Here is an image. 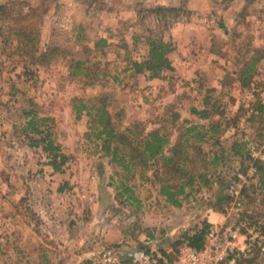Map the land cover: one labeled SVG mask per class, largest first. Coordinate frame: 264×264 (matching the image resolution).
<instances>
[{
    "label": "rangeland",
    "instance_id": "obj_1",
    "mask_svg": "<svg viewBox=\"0 0 264 264\" xmlns=\"http://www.w3.org/2000/svg\"><path fill=\"white\" fill-rule=\"evenodd\" d=\"M0 5V264H99L107 248L171 258L211 226V213L222 232L239 228L247 251L234 264H264V162L250 156L264 155V0ZM156 40L169 46V65L153 75L145 64ZM101 103L122 138L111 141L110 151L123 142L116 161L88 115ZM193 109L214 125L202 150L186 147L192 159L179 160L175 173L162 160L143 164L135 149L145 132H178L176 115L189 120ZM31 118L41 135L27 127ZM46 134L66 157L58 171L32 144ZM207 150H224L225 159L209 162ZM169 174L171 192L193 177L179 206L161 192Z\"/></svg>",
    "mask_w": 264,
    "mask_h": 264
},
{
    "label": "trees",
    "instance_id": "obj_2",
    "mask_svg": "<svg viewBox=\"0 0 264 264\" xmlns=\"http://www.w3.org/2000/svg\"><path fill=\"white\" fill-rule=\"evenodd\" d=\"M5 10V6L0 5V11ZM150 51H149V56L150 59L148 62H146L145 66L147 67L150 72L153 71H160L164 66L169 65V59L167 58L168 53L170 52L169 46L161 41H153L150 42L149 44ZM257 63V60L252 61V65L250 68L247 67V72H244L243 75L246 76L250 74L251 68L255 67ZM138 71L141 72L143 66H137ZM156 73L153 72V75ZM245 85V84H244ZM92 110L95 112V114H88L89 116L92 117L91 121V126L92 130L96 131L95 139L100 140L101 145L103 149L105 150L106 153H111L112 155V160L116 161V154L118 153V149L122 144L117 146L115 145L113 150L110 151L111 146H112V140L114 139L117 141L119 139L122 140L120 137V134L115 132V130L112 128L113 125L111 123L112 118L111 115L107 112L106 107L103 103H101L100 106L95 107L92 106L89 111ZM192 113L195 115H198L200 117H207L206 112L204 111H197V110H192ZM34 119V118H33ZM32 118L27 122V127H29L36 135H41V132L38 131L37 127V122L33 120ZM195 133V126H191L189 128H185L182 133H180V137L177 141V143L169 149L170 155L166 157L164 154V150L167 148L166 146L168 145V140L166 138V134H160L158 131H152L147 134H145L142 139L137 144V148L135 151L139 152V157L142 158V163L146 164L148 161H153L157 162L159 160H162L163 166L165 167V170L167 174L169 173L168 166L170 164L173 165L172 167V173L176 172V169L178 167V162L179 160L185 162L182 158H185L186 152H184V149L186 147H190L191 143L189 142L190 140L194 139L195 137L199 139L200 135L194 134L191 136V134ZM50 134H46L44 138H39V139H34L32 141V144L35 147L38 146H43V150L48 153V155L51 156L53 159V167L54 170L58 171L60 166L63 164V162L66 160V157L63 154L58 153V148L53 144V141L50 139ZM139 145V146H138ZM139 147V148H138ZM192 147H195L194 145ZM195 150L198 148L195 147ZM187 158V157H186ZM119 163H122L124 165L125 169H128L127 166H125L124 162L125 159L120 158L117 160ZM182 162V163H183ZM129 163H127L128 165ZM182 166L185 167V164ZM159 171V170H158ZM172 174H169L167 178L162 180V183L160 186L161 187V192L165 195V197L170 201L174 206H179L178 203L176 202V196L177 195H182L184 193V186H189L193 182V177L192 175H189L186 180V182H180L177 186H181L177 192H171L166 186H171L170 183V178ZM206 175H201V179H206L203 177ZM157 177V175L155 176ZM258 185L260 186L261 189L264 190V165L261 164L258 166ZM207 183V181L205 180ZM220 197V196H219ZM223 198V197H221ZM219 198V199H221ZM210 226L208 224H205L200 230H198L196 233H194L192 236H188L184 242L188 243L189 245L196 247V248H201L204 239H205V234ZM180 245V244H179ZM236 261V259H235Z\"/></svg>",
    "mask_w": 264,
    "mask_h": 264
},
{
    "label": "built area",
    "instance_id": "obj_3",
    "mask_svg": "<svg viewBox=\"0 0 264 264\" xmlns=\"http://www.w3.org/2000/svg\"><path fill=\"white\" fill-rule=\"evenodd\" d=\"M253 162H264V155L254 151L250 154ZM249 175L256 174L254 165L249 167ZM241 183V182H240ZM235 197L240 195L241 186H230ZM223 228L214 224L208 228L201 248L184 242L180 244L171 258L159 251L107 248L99 257V264H234L235 259L245 255L247 246L240 242L238 227L222 232Z\"/></svg>",
    "mask_w": 264,
    "mask_h": 264
},
{
    "label": "crops",
    "instance_id": "obj_4",
    "mask_svg": "<svg viewBox=\"0 0 264 264\" xmlns=\"http://www.w3.org/2000/svg\"><path fill=\"white\" fill-rule=\"evenodd\" d=\"M199 103L201 105H204V103L201 102V101ZM201 107H203V106H201ZM173 108L174 107L172 106V107L167 108L166 110L169 111V112H172L173 111ZM178 110L179 109L176 108V111H178ZM197 111H200V110L197 109ZM202 111H206V110H202ZM191 116H192V118H189V120L186 119L184 121L183 119L179 118L178 115H176L175 121H176V119L178 117V120L176 121V123H178V121H179V123L181 124V126H179V127H181V129L178 132L176 130H174L171 135L168 134V133H162L160 130H157L158 128H156L155 130H150L149 131V132L158 131V132H160V134H166V138L168 140V145L166 146L167 148L164 150V154H165L166 157L171 156L170 155V152H169V149L171 147H173L177 143V141H178V139L180 137L179 134L182 133L185 128H189L191 126H195V133L198 134V135H200L199 139L195 137V140L192 139V140L189 141L191 143L190 147L194 145L198 149L202 150V148L204 147V145L208 143V141L205 139L206 134H207V132H211L212 127H214L213 122L210 119V116H208V114H207L206 115L207 117H200V116L195 115L193 113H191ZM149 132H145V134H147ZM195 133L193 132V134H191V136L194 135ZM191 153H192L191 150H187L185 156L188 159H192V158H190L191 157L190 156ZM225 156H226V152L224 150H220L219 153L216 152V150H207L206 158L209 160V162L211 160L213 162H218L219 160H224L225 159ZM211 183L212 182H210L209 184H211ZM219 217L220 216L219 215H216V213H211L210 216H208V222L210 224H216L219 221ZM214 219H215V222H214Z\"/></svg>",
    "mask_w": 264,
    "mask_h": 264
}]
</instances>
